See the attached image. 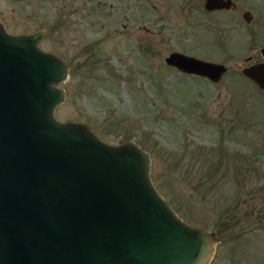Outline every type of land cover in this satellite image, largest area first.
I'll use <instances>...</instances> for the list:
<instances>
[{
	"label": "rangeland",
	"instance_id": "obj_1",
	"mask_svg": "<svg viewBox=\"0 0 264 264\" xmlns=\"http://www.w3.org/2000/svg\"><path fill=\"white\" fill-rule=\"evenodd\" d=\"M204 1L0 0V19L11 32L46 28L40 45L70 65L56 116L148 150L177 214L219 237L206 264H264V89L241 70L263 59L264 4L237 0L219 12V37ZM172 50L228 68L218 82L184 73L165 62ZM230 194L253 209L236 228L221 219Z\"/></svg>",
	"mask_w": 264,
	"mask_h": 264
},
{
	"label": "water",
	"instance_id": "obj_2",
	"mask_svg": "<svg viewBox=\"0 0 264 264\" xmlns=\"http://www.w3.org/2000/svg\"><path fill=\"white\" fill-rule=\"evenodd\" d=\"M46 31L11 32L0 19V264L210 262L219 237L177 214L151 177L148 150L56 116L70 65L40 45ZM164 59L215 82L228 68L180 50ZM241 70L264 89V59Z\"/></svg>",
	"mask_w": 264,
	"mask_h": 264
},
{
	"label": "trees",
	"instance_id": "obj_3",
	"mask_svg": "<svg viewBox=\"0 0 264 264\" xmlns=\"http://www.w3.org/2000/svg\"><path fill=\"white\" fill-rule=\"evenodd\" d=\"M212 176V175H210ZM220 178H217V181H219ZM238 195V194H233ZM232 197V201L229 203H226L225 205L221 206V217L222 222L225 223V227L229 228H236L238 224H241V220L243 219L241 216L245 215L244 217H248L252 214L253 209L250 207L241 208V205H243V202H240V197H234L230 194ZM251 208V209H250ZM221 221V220H220Z\"/></svg>",
	"mask_w": 264,
	"mask_h": 264
},
{
	"label": "flooded vegetation",
	"instance_id": "obj_4",
	"mask_svg": "<svg viewBox=\"0 0 264 264\" xmlns=\"http://www.w3.org/2000/svg\"><path fill=\"white\" fill-rule=\"evenodd\" d=\"M234 1H235V7L230 8V9H207L209 15H211V16L209 17V19H207V25H209V27H210L211 29H213V30H217V28H220V32H217V34H216V35H219V37H222V34H221V30H222V20H220V19L217 17V15H218V13L221 12V11H236V10H237V6H238V3H237V0H234ZM259 1H260L261 3L264 4V0H259ZM247 9H248V8H245V9L242 10V17H243V12H244L245 10H247ZM248 10H250V9H248ZM250 11H251V10H250ZM251 14H252V18H253V13H252V11H251ZM263 17H264V15H263ZM244 20H245V19H244ZM245 21H246V20H245ZM246 22H247V21H246ZM247 23H250V21L247 22ZM262 48H264V46H261V47H260V53H261V55L263 56V59H264V54H263V52H262ZM247 58L250 59L251 56H248ZM263 59H259V60H255V61H260V60H263ZM255 61H253V62H255Z\"/></svg>",
	"mask_w": 264,
	"mask_h": 264
}]
</instances>
